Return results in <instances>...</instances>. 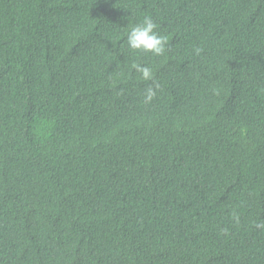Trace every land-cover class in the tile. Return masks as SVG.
<instances>
[{"label": "trees", "instance_id": "1", "mask_svg": "<svg viewBox=\"0 0 264 264\" xmlns=\"http://www.w3.org/2000/svg\"><path fill=\"white\" fill-rule=\"evenodd\" d=\"M0 264H264V0H0Z\"/></svg>", "mask_w": 264, "mask_h": 264}, {"label": "clouds", "instance_id": "2", "mask_svg": "<svg viewBox=\"0 0 264 264\" xmlns=\"http://www.w3.org/2000/svg\"><path fill=\"white\" fill-rule=\"evenodd\" d=\"M157 27V24L153 21L151 16H144L141 22L132 26L128 31L126 37L128 48L136 53L150 54L153 56L163 55L168 40L167 37L156 31ZM195 51L199 54L200 49H196ZM134 68L140 73L143 80H152L153 73L149 67L136 64ZM154 95L155 93L151 87L146 89L145 102L150 101ZM233 219H238V217L234 214ZM257 227H261V225H257Z\"/></svg>", "mask_w": 264, "mask_h": 264}]
</instances>
